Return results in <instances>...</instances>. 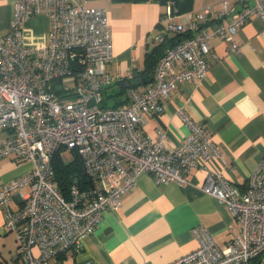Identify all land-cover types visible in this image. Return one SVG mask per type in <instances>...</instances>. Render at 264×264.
Returning a JSON list of instances; mask_svg holds the SVG:
<instances>
[{"label": "built area", "instance_id": "1", "mask_svg": "<svg viewBox=\"0 0 264 264\" xmlns=\"http://www.w3.org/2000/svg\"><path fill=\"white\" fill-rule=\"evenodd\" d=\"M219 4V9L206 5L182 14L166 7L159 20L166 33L157 42L179 37L166 46L151 80L145 81L144 69L108 71L112 41L104 8L82 0H16L9 30L0 38V159L14 156L31 168L0 182L5 226L17 239L11 264L60 263L81 250L102 212L119 207L120 195L140 173H149L157 184L183 186L190 170L200 166L206 169L202 190L227 206L236 227L218 246L198 226L197 248L168 264H250L264 253V158L241 190L205 166L221 152L205 128L183 112L190 132L173 149L164 146L165 130L159 128L153 139L141 127L177 84L197 83L205 74L210 37L225 39L236 51L240 27L253 15L264 19V0ZM36 14L48 15L50 28L41 35L25 33V23ZM210 23L215 24L211 31L202 30ZM135 76L143 87H126V104L103 103L106 88ZM64 151L78 154L85 175L81 185L72 178L67 196L51 163L57 152L64 160ZM15 197L20 203L13 207Z\"/></svg>", "mask_w": 264, "mask_h": 264}, {"label": "crops", "instance_id": "2", "mask_svg": "<svg viewBox=\"0 0 264 264\" xmlns=\"http://www.w3.org/2000/svg\"><path fill=\"white\" fill-rule=\"evenodd\" d=\"M82 1L107 12L112 41L110 73L155 68L166 48L164 44V48H155L158 36L166 33L159 22L163 5L152 0ZM219 1L193 0L187 12H200L206 5L219 9ZM15 2L0 0V38L9 30ZM214 25L202 30L211 31ZM49 28L50 18L45 14L33 15L25 23V33L41 35ZM234 40L236 51L229 49L225 39L210 37L212 55L205 74L197 83L177 84L163 99L162 109L147 114L141 127L153 139L159 128L165 130L164 146L173 149L190 132L183 112L205 128L221 152L205 166L243 190L264 158V19L251 16ZM136 86L142 89L143 84ZM103 100L105 105L126 104L122 84L106 88ZM20 162L14 156L0 159V182L27 173L31 163ZM205 176L203 166L192 168L187 184L179 186L175 182L157 184L149 173H140L135 184L120 195L119 207L102 212L81 250L58 264H168L197 248L194 229L198 226L205 227L218 246L223 245L236 224L227 206L202 190ZM19 203L15 197L12 205ZM14 241L17 246L16 234L6 228L0 206V262L11 264L16 259ZM262 254L250 264H260Z\"/></svg>", "mask_w": 264, "mask_h": 264}, {"label": "trees", "instance_id": "3", "mask_svg": "<svg viewBox=\"0 0 264 264\" xmlns=\"http://www.w3.org/2000/svg\"><path fill=\"white\" fill-rule=\"evenodd\" d=\"M113 1H117V2H122V1L143 2V1H147V0H113ZM152 1H156L159 4L164 6V11L161 13V15L163 13H165L166 7L169 4L173 7V12L175 14H182V13H185L191 9L192 2H193V0H152ZM162 35L164 36L165 33ZM177 37H179V36L168 38L165 42L158 43L155 48L159 49V46H163V48H164V45L166 47V46L174 43L175 40L177 39ZM164 49L162 51V55L164 53ZM161 56H160V58H161ZM153 72H154V67L149 68V69L148 68L144 69L142 79L145 81L151 80ZM51 163H52V167L54 169V174H55L54 178L56 179L58 186L61 189V191L64 193V195L67 196V191H68L69 186L72 184V178L73 177L80 179V182H79L80 185L82 184L83 180H85L82 162H81L80 157L78 156V154L76 152L73 151V157L70 161L63 160L61 158L60 154L57 152L53 156Z\"/></svg>", "mask_w": 264, "mask_h": 264}, {"label": "rangeland", "instance_id": "4", "mask_svg": "<svg viewBox=\"0 0 264 264\" xmlns=\"http://www.w3.org/2000/svg\"><path fill=\"white\" fill-rule=\"evenodd\" d=\"M63 155H64V158H65V161H70L72 159V157H73V152L64 151ZM24 162H28V161H21L20 163H24ZM16 250H17V246H16V243L14 241L13 247H12V251H16ZM35 251H36V249H35ZM260 264H264V254H262V258H261V263Z\"/></svg>", "mask_w": 264, "mask_h": 264}, {"label": "water", "instance_id": "5", "mask_svg": "<svg viewBox=\"0 0 264 264\" xmlns=\"http://www.w3.org/2000/svg\"><path fill=\"white\" fill-rule=\"evenodd\" d=\"M142 82H143V80L141 78H139L138 76H135L133 79L123 82L122 83V87L125 89L128 86L138 85V84H140ZM57 88H58V86H57Z\"/></svg>", "mask_w": 264, "mask_h": 264}]
</instances>
